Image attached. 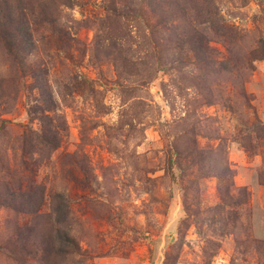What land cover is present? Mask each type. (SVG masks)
<instances>
[{"label": "rangeland", "instance_id": "374dc122", "mask_svg": "<svg viewBox=\"0 0 264 264\" xmlns=\"http://www.w3.org/2000/svg\"><path fill=\"white\" fill-rule=\"evenodd\" d=\"M79 1L63 18L74 39L33 27L39 78L22 73L0 42V149L33 195L16 213L0 205V264H22L9 251L36 222L39 185V214L51 212L54 194L69 201L65 226L82 254L63 264H264V0L172 5L176 14L162 24V6L143 4L142 29L126 20L131 35L141 43L140 34L156 32L163 45L133 44L135 61L152 62L146 70L122 67L108 31L94 40L106 0ZM191 27L206 28L194 43L208 46L214 63L196 65ZM227 29L237 33L232 43ZM45 115L53 145L25 151ZM212 157L226 159L230 176L207 170Z\"/></svg>", "mask_w": 264, "mask_h": 264}, {"label": "trees", "instance_id": "16d2710c", "mask_svg": "<svg viewBox=\"0 0 264 264\" xmlns=\"http://www.w3.org/2000/svg\"><path fill=\"white\" fill-rule=\"evenodd\" d=\"M106 2V8L108 11L105 16L94 19V23L96 24L94 40L101 43L105 36H103L104 32L106 34L108 31L110 38H112V47L121 51L120 61L122 67L131 66L136 67V69L139 68L140 70H146L152 66V62L150 59L135 61L136 58L142 59V57L137 56L138 52H140L137 48H142L141 45L144 46L148 44V41L149 43H158L160 46L163 45L157 42L158 40L155 38L156 32H152L149 36H146L144 32L143 34H140L139 37L143 38V41L140 43L139 40L131 35L126 20H129L130 18L133 19L136 26L139 29H142L140 22L136 20V17L141 15L143 4H147L148 7L153 10H155L153 7L162 6V11L159 14L161 18L160 24H162L165 23V16H173L176 14V9L174 8L175 5L180 7L181 10H179L182 11L183 7H186L187 5L196 2L204 4L207 3L208 0H106ZM77 5H82V2L79 0H0V42L22 73L30 72L36 76L35 79L39 78V75L35 74L36 71H33L34 68L33 66L31 67L32 62H30L32 55L37 53V42H39L35 36L36 30H34L33 27H36L37 30H39V27H47L57 38L56 40L60 42L70 41L74 38H70V33L66 31L63 18H67L68 10H71L72 7ZM181 17L182 15L176 16L175 20ZM181 24L182 23L179 21L175 25L176 27L173 26V32L172 29L170 30L176 37L178 36L176 30L180 29L181 31ZM163 28L169 29L164 24ZM193 31L196 33L192 36ZM185 35L191 40V43L195 45L194 37L198 36V39L201 41L206 40L207 30L204 28L203 31H196L191 27V29L189 28L185 32ZM223 35L230 37L231 43L237 37V33L235 31L231 33V30L229 29H227ZM134 43L137 44L136 49L133 46ZM177 46L179 47V45ZM192 49L196 54V65L199 62L205 63L206 65L215 62L208 46L201 47L195 45ZM154 57L155 55H151V58ZM176 60H178V58H176ZM224 63L226 64V61ZM180 64H183V62L180 61ZM224 65L223 68L228 70L227 66ZM1 95H5V90L0 83V96ZM45 95L47 96V102L51 104L50 108L53 107L52 95H50L48 91L45 92ZM3 98L4 97H0L1 100ZM205 99H207V97ZM3 111H7L6 108H3ZM40 121L42 129L37 133H31L26 136L29 138V141L26 146L24 145V147H26L24 148L25 151L27 146L36 150V147H39L40 142H44L46 145L45 147L53 145L52 143L55 137L53 135L47 136V128H45L48 123H52L50 122L49 116L45 115ZM5 122L6 120L0 119V128L5 127L3 124ZM48 132L51 131L48 130ZM7 157L8 154L0 149V181L4 186L3 193H0V205L16 213L23 205L31 203L33 195L30 192L31 190L22 191L20 189L22 185L18 178L19 169L11 167ZM169 166L170 168L173 167V161L169 162ZM207 170L209 172L211 171L214 176H217L220 179L230 176L232 171L226 159L224 160L219 157H212L211 164L207 166ZM8 180L15 184L14 186L17 188L14 190L10 189L9 184L7 183ZM37 188H39L37 194H39L40 198L37 201V209L31 212L36 214L34 219L36 221L34 223L35 225L31 222L30 224L25 225V227L22 226V232H29V237H27V240H23L25 242L22 245H19L18 250L9 251L10 257L14 262L22 260V264L33 258L37 259L39 264H63L67 257H74L82 254L77 239L68 232L65 226V222H67L69 217V201L66 199L67 197L63 192L54 194L52 198L53 204L51 212L41 215L38 212L40 201L43 200L40 195L42 191L41 185L37 186ZM31 240L33 242H31ZM27 241L29 244H32V247L34 248H32ZM39 253H41V255H39ZM60 257H63V261L61 262L59 260Z\"/></svg>", "mask_w": 264, "mask_h": 264}]
</instances>
